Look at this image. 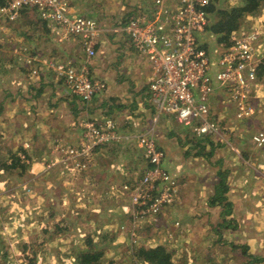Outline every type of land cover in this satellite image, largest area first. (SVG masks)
<instances>
[{"label": "crops", "instance_id": "crops-1", "mask_svg": "<svg viewBox=\"0 0 264 264\" xmlns=\"http://www.w3.org/2000/svg\"><path fill=\"white\" fill-rule=\"evenodd\" d=\"M69 1L74 15L100 21L104 28L114 26L113 22L126 8V1L128 6L142 7L145 12L154 6V0ZM33 16L36 23L39 22L35 32L30 26L23 25ZM254 19L256 17L246 16L242 20L243 28H248L247 24ZM23 27L31 36H36L28 43L34 49L31 56L38 57L34 66H27L16 59L15 38ZM50 32L32 10L24 11L15 23H3L0 29V151L4 153L1 162L10 160L11 153L18 157L24 144L29 143L26 153L30 155V163L25 164L24 173L25 186L31 191L27 194L28 200L31 199L27 208L32 209L28 215H33V210L39 208L45 214L61 205L66 206L64 194H70L80 201L76 209L80 212H75L72 217L63 216L68 221L61 218L68 212L51 214L59 216L57 220L60 222L54 220L45 231H59L62 222L70 223L81 238L76 244L86 246L83 250L93 247L103 251L104 261L109 257L108 247L124 244L115 232L119 225L127 223L131 209L130 199L123 191L116 192V197L110 200L108 189L134 181L146 167L136 135L147 132L152 125L154 109L149 102V84L153 70L149 61L137 54L124 38L112 33L101 35L97 54L87 67L89 76L102 80L106 89L84 104L79 97L66 91L63 82L44 63L55 59L71 60L81 65L85 62L84 48L80 41L79 45L69 40L60 44L54 36L52 45ZM202 38L206 41L203 45L216 58L214 52L219 41L210 33ZM210 38L215 43L210 44ZM35 68L39 69L37 77L32 76ZM252 91L255 119L241 122L236 119L230 104H223L221 91L211 96V107L217 119L223 121L220 124L228 137L224 143L212 138L213 147L197 146L190 139L191 131L167 116L162 117L154 132L158 146L166 153L165 168L184 184L180 193L181 199L186 200L184 207L179 202L163 218L171 228L172 222L179 217L190 230L189 243L185 245L191 264H264V146L256 147L251 140L252 135L258 132V123L264 120V75L259 77ZM107 117L114 118L121 133L129 139L96 150L90 170L77 177L71 176L68 170L64 173L66 177L56 171V166L50 168L52 170L46 169L51 162L58 163L64 157L56 150L57 141L77 146L82 137V121H102ZM200 147L207 154H199ZM219 172L229 173L227 184L230 190L224 197L230 203L228 212L223 209V204L212 205L218 193ZM84 196L91 200L86 202L87 206L82 205ZM2 208L10 209L4 204ZM225 213L228 214L226 217ZM29 223L34 225L33 221ZM29 223L26 224L27 230L30 229ZM83 232L87 237H83ZM112 240L116 243L113 244ZM62 241H68V238ZM114 259L117 260L116 256Z\"/></svg>", "mask_w": 264, "mask_h": 264}, {"label": "built area", "instance_id": "built-area-1", "mask_svg": "<svg viewBox=\"0 0 264 264\" xmlns=\"http://www.w3.org/2000/svg\"><path fill=\"white\" fill-rule=\"evenodd\" d=\"M211 3L212 0H154L151 11L133 14L111 28H104L93 18L74 15L69 0H0V29L3 23H15L24 11L32 10L59 42L73 38L81 42L86 54L83 64L55 59L44 63L63 82L66 91L79 97L84 104L106 89L102 80L89 76L87 67L97 54L101 35L112 33L124 38L151 64L152 125L147 132L136 135L146 167L140 177L121 187L129 196V218L135 227L140 219L158 216L179 203V183L165 168L166 153L158 146L154 135L163 116L189 129L198 139H220V126L210 104L211 96L220 91L223 104H230L237 120L255 115L252 90L263 68L264 32L243 28L233 34L229 44H217L214 58L201 42L210 27L208 8ZM15 53L28 56L25 52ZM33 57L25 58L24 63L34 64L38 57ZM32 76H39V69L35 68ZM80 127V144L69 146L57 141L56 150L64 157L48 167L82 172L92 165L98 148L129 139L111 117L102 121L84 120ZM251 140L256 147L264 146V130L254 134ZM28 147L26 145V149ZM18 157L30 163L25 153L20 152Z\"/></svg>", "mask_w": 264, "mask_h": 264}, {"label": "rangeland", "instance_id": "rangeland-1", "mask_svg": "<svg viewBox=\"0 0 264 264\" xmlns=\"http://www.w3.org/2000/svg\"><path fill=\"white\" fill-rule=\"evenodd\" d=\"M212 1L216 2V8L218 10L228 9L234 6H238L240 4V0H212ZM124 5L126 8L124 11L122 9L123 11L122 15L118 16L116 18V21L113 23L117 24L120 21L129 18L133 14H137L143 11L142 7H132L129 4L132 7L131 8L130 6H128V1H126ZM132 5L134 6V4ZM253 16L256 17V19L251 20L247 25L249 27L252 26L253 28H258V30L264 32V6L256 13V15ZM212 18H213V14H211V20ZM211 23H213V21L210 22V27H211ZM18 31H19L18 33L19 36L15 38L17 44L15 45L14 50L15 52H25L30 54L28 56H24L23 54L16 53V59H18L20 63L25 64L24 59L30 57L34 52L33 47L28 43H30L32 39L34 38L36 39V36L35 35L31 36L29 30L24 27ZM207 33L212 34L209 29ZM49 34L51 35V38L53 40V38L55 37L54 33L50 32ZM25 35H28L30 38H27ZM213 36L216 39V41L219 40V37L215 36L214 34ZM20 37H24L26 39L23 40ZM44 38H46V36ZM70 41L75 43L78 42L79 45V40H77L76 38H73ZM201 42H203V44L206 43V41L203 38H201ZM212 42H214V39L210 38V44H212ZM53 43L54 40L52 42V45ZM49 45L51 44L49 43ZM32 65H27V66H32ZM261 73L262 71L260 72V75ZM254 116H256V110ZM254 116L248 119H252V118L255 119ZM216 121L220 126L221 137H219L220 138L219 140L224 143L226 142V139L228 137L224 135L222 125L220 124L223 121L220 119L218 120L216 119ZM241 121H244V119L240 120V122ZM243 124L245 123L243 122ZM258 127L259 128L256 129L258 130V132L264 130V120L258 123ZM229 139L228 142H230ZM26 145L29 146L27 149H26ZM29 148H30L29 143H25L23 149L26 151L29 150ZM3 154L4 153L0 151V162L1 160H3L2 159ZM25 154L27 155L28 159H30V155H28L27 153ZM95 154L93 156V161L95 159ZM11 156L12 154H10V157ZM20 162L24 167H27V165H25L26 163H24L21 159ZM47 167H46L47 170H52L50 168H53V167H48V168ZM90 168L91 165L82 172L73 173L72 170L70 169L68 171H70L69 174L71 176L77 177L79 174L81 175L82 173L90 170ZM56 169H57L56 171L61 174H64L67 171L65 167L56 166ZM225 173L229 177L230 171L229 173L228 172ZM65 176L68 177L67 175ZM177 181L180 186V189L178 190L179 202L180 203L182 202L181 203L182 207H184V201L186 200L183 201L180 195L184 187V184L182 183L180 178H177ZM125 183L127 182H124L118 186H112L111 188L108 189L107 194L110 200L116 197L117 195L116 192L122 190L121 187ZM25 185L26 183H25L24 175L21 176L20 170L18 169H14V171H11L10 173H4V172L0 173V264H78L77 263L78 254L79 252H81V250L86 248V246L84 245L85 247H80L79 243L76 244V241H81V238L77 234V232L72 228L73 226L70 223L66 225L65 224L66 222H62L61 229L59 231L58 230L45 231V230L50 228V223L53 222L54 220L60 222V220H57L59 216H55V215L51 216V214L56 213L57 211H63V212H68V214L62 215V217L60 216L61 218H63V216L69 217L68 215L72 217L74 216V214H76L75 212H80V210H76L78 209L77 202L80 201L72 198L70 194L69 196H66L64 193L67 192H64L63 193L65 197L64 203L66 204V206L61 205L60 208L55 209L52 212L47 211L45 214L42 213L40 208L39 209L33 208L35 209L33 210L34 214L28 215L32 209L27 208V206L31 205V199L28 200L27 194H30L31 191L29 192V190H27V187ZM37 192L40 193V191ZM81 201L83 202L82 205L87 206L86 202H90L91 200L89 196H84L81 199ZM3 204L10 207V209L2 208ZM177 204L166 208L158 216L140 219L139 221L140 223L136 227L135 225L132 224L130 218H128L127 223H123L119 225L118 228L116 229L115 234L117 235V238L125 245L116 244L114 245V247L113 246L108 247L107 256L109 257H107L104 261L101 260L102 264H139V262L135 258H133L135 256H132L134 252L137 251V249H139V247L141 246H157V245H162L166 247L168 250L175 252L176 258L180 257L185 259L186 257V263L189 264L190 262H189V255L187 254L188 251L187 244L189 243L190 230L188 229V227L183 225L184 223L179 220L180 219L179 217L175 219L176 221L172 222L171 228L167 226L166 222H164L166 221V218H163L166 217L164 215H166L167 212H169L171 209L175 208ZM222 204L224 207L223 209L224 210L227 209L228 211L230 206H227L226 202L225 204L224 203ZM37 205L40 204H35V206ZM66 217L63 218V221H68ZM73 220L76 221L77 219L73 218ZM31 221L34 222V225L33 223H29ZM27 223L30 224L29 230H27V226H26ZM83 233H85L82 234L84 235L83 237L84 238L87 237V233L86 232ZM65 237L68 238V241H62ZM114 243H116V241H113V244ZM97 249H99V247ZM25 253L26 254L28 253V255L26 256ZM115 256L116 258H119L118 260L119 262L115 261L114 259Z\"/></svg>", "mask_w": 264, "mask_h": 264}, {"label": "trees", "instance_id": "trees-1", "mask_svg": "<svg viewBox=\"0 0 264 264\" xmlns=\"http://www.w3.org/2000/svg\"><path fill=\"white\" fill-rule=\"evenodd\" d=\"M263 6L264 0H240V4L238 6L218 10L216 8V2L212 1L211 5L208 8V11L209 13L213 14V18L211 20V22L213 21V23H211V27H209L208 29L211 31L212 34L219 37V43L229 44L233 34L243 29L242 20L248 15H256V13ZM33 17L31 19L29 18L28 22L26 21L23 25L25 27L30 26V28L35 32L39 22L37 24L35 16ZM261 71L262 73L260 76H263L264 63ZM190 139L192 140V143H196L197 146H202L203 148L207 146L213 147L210 138L198 139L195 136L191 135ZM21 152L26 153L27 151L23 149ZM201 153L207 154L206 152L203 153L200 147L199 154ZM14 169L20 170L21 176H23L26 171L25 167L20 162V158L15 157L14 154H12L10 160L0 162V171L3 170L2 172L10 173ZM218 179V193L212 200V205H216L217 203L225 204L226 202V205L230 206V203L227 202L226 198H224L225 193H228L229 191V186L227 184V174L225 172H219ZM227 215V213L224 214L225 217ZM103 256V251H97L93 247H89L88 250H81V252H79L78 264H102L101 260ZM132 256H135L133 258H135L139 262V264H187L186 257L185 259L180 257L176 258L175 252L168 250L162 245L141 246L139 247V249H137V251L134 252ZM118 259L119 258H117V260L115 261H118Z\"/></svg>", "mask_w": 264, "mask_h": 264}]
</instances>
